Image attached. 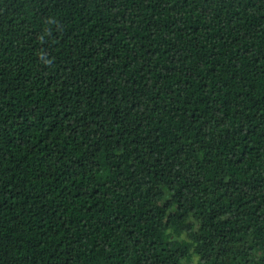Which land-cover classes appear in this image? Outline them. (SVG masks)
<instances>
[{"label":"trees","instance_id":"trees-1","mask_svg":"<svg viewBox=\"0 0 264 264\" xmlns=\"http://www.w3.org/2000/svg\"><path fill=\"white\" fill-rule=\"evenodd\" d=\"M0 264H264V0H0Z\"/></svg>","mask_w":264,"mask_h":264}]
</instances>
